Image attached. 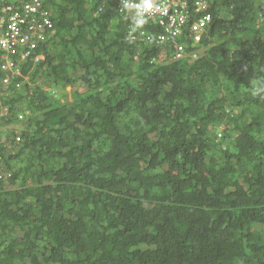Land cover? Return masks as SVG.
Here are the masks:
<instances>
[{"label":"trees","instance_id":"trees-1","mask_svg":"<svg viewBox=\"0 0 264 264\" xmlns=\"http://www.w3.org/2000/svg\"><path fill=\"white\" fill-rule=\"evenodd\" d=\"M97 7L49 0L39 86L1 97L0 264H264V3L214 0L159 64Z\"/></svg>","mask_w":264,"mask_h":264},{"label":"clouds","instance_id":"clouds-1","mask_svg":"<svg viewBox=\"0 0 264 264\" xmlns=\"http://www.w3.org/2000/svg\"><path fill=\"white\" fill-rule=\"evenodd\" d=\"M191 2V9H194L193 4L194 0H189ZM214 0H205L207 4V8L205 10H202L196 17V19H191L188 21V23L181 27L182 34L180 36L183 37V40L180 38V36H177L175 40H169V34L167 32V27L164 26L161 23L162 19H149L148 21V27L146 26L144 29H140L136 34H131L127 36V42L129 44L143 47V48H153L156 47V55L157 57L154 58V54H150V62L152 64H159L162 60L161 57H159V54H161L162 51H164L168 56H170L171 59H173V55L178 52V48L176 47V44L178 42L186 41L184 44V56L186 48H193L196 49L197 43L194 42V40L191 38L193 30L192 26L195 23V20L209 15L211 17V20L209 22V25L207 29L201 33V37L204 40V37L210 33V30L212 28L213 24V17L212 13L210 12V7L212 5ZM264 3V0H261ZM98 7L97 12L101 15L109 12L113 14V16L118 15L125 19L127 24L133 23L137 19V15L133 11L132 8H128L124 5L123 0H96ZM14 10L21 11L23 9L22 6L19 4H15ZM43 9L47 12L49 19L53 23V34L47 37L46 40L39 41L37 47L35 49H32L31 53L23 58V54L25 51L22 49H19L17 54H11L8 50H1L0 51V88H2V93L0 96V111L4 109L5 111L10 110V106L4 102L2 105V99L10 100L13 96L19 95L23 92H25L26 88H33L34 86H39V82L35 80H31V76L33 74L32 67L36 65H42L47 60V54L46 51H48V45L50 41H52L58 33V30L56 29L55 23L52 20L51 17V10L49 8V0L43 1ZM5 31V29H3ZM131 32V31H130ZM163 35L164 38L162 39V42H159V36ZM168 39L171 42V46H168L165 39ZM50 46V45H49ZM201 49L203 51V54L206 51L205 46L202 44ZM144 51H138L136 56L141 57L142 53ZM182 56V57H184ZM38 59V60H37ZM32 66H28V65ZM7 80V81H6ZM13 84L15 91H11L9 89V86ZM46 89H50L48 87H45ZM55 90V89H54ZM71 88L68 87L67 92L70 91ZM56 93H58V90L56 89ZM62 98V97H61ZM69 98L70 95H69ZM2 107V108H1ZM24 113L19 114V123L20 126L16 127L15 123H9L6 125V127L9 129V134L15 133L16 137H13L14 143L20 142L22 143L23 137L21 135V132L26 128V123L29 115L31 114L30 109H26L25 111L22 110ZM25 120V121H24ZM5 135V136H7Z\"/></svg>","mask_w":264,"mask_h":264},{"label":"built area","instance_id":"built-area-1","mask_svg":"<svg viewBox=\"0 0 264 264\" xmlns=\"http://www.w3.org/2000/svg\"><path fill=\"white\" fill-rule=\"evenodd\" d=\"M44 0H0V51L8 50L11 54H17L19 49L25 51L23 58L35 49L39 41L46 40L53 34V23L43 9ZM128 8H139L140 11H154L153 18L162 19L161 23L167 27L169 40H175L182 34L189 20L196 19L197 15L207 8L205 0H194V9H191L189 0H123ZM23 7L21 11L14 10V5ZM160 9V11H157ZM211 20L209 15L203 16L192 26L193 32L201 37ZM5 29V31H3ZM163 35L159 36L162 42ZM184 46L178 49L173 59L184 56ZM161 57V54H159ZM38 60V59H37ZM7 81V80H6Z\"/></svg>","mask_w":264,"mask_h":264},{"label":"bare ground","instance_id":"bare-ground-1","mask_svg":"<svg viewBox=\"0 0 264 264\" xmlns=\"http://www.w3.org/2000/svg\"><path fill=\"white\" fill-rule=\"evenodd\" d=\"M133 11H134L135 14L137 15L136 22H137L138 24H142V23H144L145 21H147V20H149V19H151V18L154 17V16H153L154 11H152V7H151L149 10H146V11H140L139 8H135ZM157 11H160V9H158ZM132 34H134V33H132ZM180 38L183 40V37H182V36H180ZM200 39H201V37H199L197 34H195V35L193 36V40H194L195 42L200 41ZM165 41H166V43H169V42H170L167 38L165 39ZM185 43H186V42H184V41H182V42H178V43L176 44V47H177L178 49H179V48H182V47L184 46ZM130 45L132 46V44H130ZM167 57H168L167 55L164 56V58H167ZM174 60H177V59H174ZM196 60H197V56H196V55H193V57H192V61L194 62V61H196ZM169 62H172V61L170 60Z\"/></svg>","mask_w":264,"mask_h":264}]
</instances>
